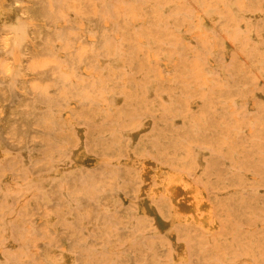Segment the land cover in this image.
Instances as JSON below:
<instances>
[{
	"label": "rangeland",
	"instance_id": "374dc122",
	"mask_svg": "<svg viewBox=\"0 0 264 264\" xmlns=\"http://www.w3.org/2000/svg\"><path fill=\"white\" fill-rule=\"evenodd\" d=\"M38 2L18 42L0 0V264H264V0Z\"/></svg>",
	"mask_w": 264,
	"mask_h": 264
},
{
	"label": "bare ground",
	"instance_id": "6f19581e",
	"mask_svg": "<svg viewBox=\"0 0 264 264\" xmlns=\"http://www.w3.org/2000/svg\"><path fill=\"white\" fill-rule=\"evenodd\" d=\"M28 1H30V0H28ZM16 4H14V5H16ZM42 13H44V8H43L42 4L40 2H38V0H35V5L33 7H31L29 10H27V12H26V14H27L26 19L22 20V23L15 24L12 27V31L14 32L15 40H17L18 42L24 41L26 36L29 33H31V31L36 35L37 32L30 28V23L26 20L38 17ZM24 42H26V41H24ZM22 55H23V53H22ZM7 79H9V78H7ZM13 122H14V120H11L8 118L7 124L13 123ZM5 130H6L5 127L3 129L0 127V163L4 161L1 158V156L7 152V150L4 149L3 146L9 144L7 142V136L5 135ZM42 185H44V184L42 183ZM164 185H165V189H166L165 195L168 197L167 199H168L170 207L172 209L174 207H176L177 213L179 215H184V219L187 222L190 219L196 225L199 224V227H198L199 229H201V230L204 228L208 229V226L206 224L208 223V220L211 217V210H210L208 203L206 202L205 192L198 190L197 187L194 186V184L190 180H188L186 177H184L180 174L171 175L168 178V180L164 183ZM145 186H146V181L143 178L142 180L133 181V183L129 187L130 188L129 190H135L138 194H141L144 192ZM180 206L187 207V209H188L187 212L183 213V210L180 208ZM199 221H202L204 223L200 224ZM195 224L193 226L197 228V226H195Z\"/></svg>",
	"mask_w": 264,
	"mask_h": 264
}]
</instances>
